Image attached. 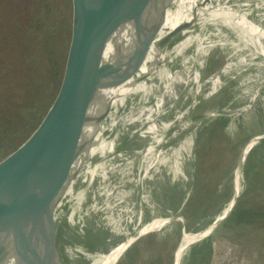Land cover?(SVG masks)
Masks as SVG:
<instances>
[{"label": "rangeland", "instance_id": "obj_1", "mask_svg": "<svg viewBox=\"0 0 264 264\" xmlns=\"http://www.w3.org/2000/svg\"><path fill=\"white\" fill-rule=\"evenodd\" d=\"M220 2V15L212 23L198 56L166 104L161 121L141 157L132 166L110 219L104 225L103 251L109 250L155 218L181 214L179 210L187 199L188 204L220 199L215 208L199 216L198 222L201 223L192 222V227L196 228L194 230L202 229L209 223L202 228L197 227L217 216L233 192L232 172L239 150L236 154L234 152L242 138L239 129H234L230 134L234 142L232 150H227L228 146L212 158L204 151H199L195 143V125L188 118V112L201 98L214 93L231 78H241L238 83L241 85L240 92L237 94L241 96V101L248 91L251 92V101L258 97L260 101L263 100L259 89L264 83V0ZM40 3L41 0H0V158L20 140L45 110L59 78L68 40L70 0H46L50 6L48 14L54 30L53 38L50 37L51 50L56 59L62 56L52 87L49 85V61L44 56H38L37 41L33 47L35 58L28 61L36 75L32 72L29 74L21 58L22 48H27L33 42L29 17L38 12ZM249 67H253L254 71L245 73ZM14 68L18 71L8 75ZM6 103L12 104V110ZM239 103L237 99H223L218 105L223 107L221 110L224 112H245L246 105ZM5 113L11 116L13 124L2 123L1 118ZM261 124H264V116L257 127ZM13 138L15 140L12 141ZM256 149L252 154L253 159L258 157L260 160L249 181L244 173V186L239 195L241 206L234 212L249 205L264 203V155L261 154L264 144L249 153ZM215 173L219 174L218 178L214 177ZM227 190H230L228 197L224 193ZM171 221L181 223L177 217L168 223ZM222 226L220 234L208 235L188 246L180 264H188L190 249L206 240L211 243L212 251L211 254L203 255L204 259L208 257L209 260L207 263L204 261V264H264L263 227L236 225L232 217ZM143 235L135 240L141 238L137 241L140 262L146 261L151 253L150 241ZM161 239L162 236L155 240L159 245L157 250L166 255L169 253L168 264H171L180 233H177L175 240L164 242ZM202 250L207 251V247ZM121 256L114 264L118 263Z\"/></svg>", "mask_w": 264, "mask_h": 264}, {"label": "water", "instance_id": "obj_2", "mask_svg": "<svg viewBox=\"0 0 264 264\" xmlns=\"http://www.w3.org/2000/svg\"><path fill=\"white\" fill-rule=\"evenodd\" d=\"M138 1L70 0L68 40L53 94L29 130L0 158V260L12 252L26 236L47 229L70 214L90 194L102 171L112 160L116 140L120 136L118 120L124 107L113 114L109 113L112 96L114 93L119 96L120 83L114 76L109 88H102L103 70L123 22L129 18L141 19L143 11L136 10ZM221 5L220 0H217L213 13L206 16L193 33L178 62L174 77L168 82L166 94L158 109L159 116L198 56L209 28L220 15ZM158 9L152 14H156ZM100 121L107 123V132L104 138L102 134L101 143L89 163L65 179L51 193L60 182L86 128L90 125L96 128L97 133L101 132ZM262 143L264 139L255 147ZM131 170L132 167L124 168L120 183L105 199L101 212L94 220L86 238V242L91 237L95 238V246L90 247L91 251H98L102 245L104 225L110 219ZM220 213L204 228L218 220ZM174 217H179L181 230L185 232L183 215L171 214L164 218L169 221ZM153 230L139 233L137 238ZM65 254L70 256L71 253L66 250ZM91 260V255H88L85 259L70 260L69 264H88ZM56 262L57 259L50 264Z\"/></svg>", "mask_w": 264, "mask_h": 264}, {"label": "bare ground", "instance_id": "obj_3", "mask_svg": "<svg viewBox=\"0 0 264 264\" xmlns=\"http://www.w3.org/2000/svg\"><path fill=\"white\" fill-rule=\"evenodd\" d=\"M216 6L217 0L138 1L136 10L143 11L141 19L129 18L123 22L103 70L102 88H109L114 76L120 83L119 96L115 93L112 96L109 113L113 114L124 107L118 120L120 136L116 140L112 160L80 205L51 227L26 236L12 252L0 260V264H50L55 259L56 264H69L70 260L85 259L88 255L92 258L88 264H114L139 233L158 229L171 220L155 218L137 230V234L132 233L107 251L102 250V245L98 251L90 250V247L95 246L94 237L86 242L105 199L120 183L122 171L125 167L134 166L161 121L158 109L166 94L168 82L174 77L178 62L193 33L202 20L213 13ZM157 8V13L153 15ZM220 8L221 11L222 5ZM99 125L101 132L98 133L93 126L86 128L60 182L51 193L65 179L89 163L101 143L102 134L104 138L107 132L106 122L100 121ZM262 139L264 130L249 139L246 147L237 155L233 169V193L218 220L196 233L181 230L171 264H180L182 254L190 243L208 235L220 234L223 226L218 227L219 229L217 226L226 222L232 211L239 209L246 155ZM216 228L218 230L214 231ZM66 250L70 251V256L64 255Z\"/></svg>", "mask_w": 264, "mask_h": 264}, {"label": "trees", "instance_id": "obj_4", "mask_svg": "<svg viewBox=\"0 0 264 264\" xmlns=\"http://www.w3.org/2000/svg\"><path fill=\"white\" fill-rule=\"evenodd\" d=\"M38 8V12L35 13L32 17H29L31 26L30 33L33 38V42L29 46L27 45V48H22L21 58L26 64L29 74H31L32 72L34 75H36L34 67H31L28 61H30L31 58H35L33 55V47L35 42L37 41L36 46L39 49L38 56H44L47 58V61H49V85L50 87H52L62 56L61 58L59 57L58 59H56V56L53 55V51L51 50L52 46H50V37L53 38L54 30L53 22L51 21V17L48 14V12L50 11L49 3H46V0H41ZM17 71V68H14L13 71H9V73L7 74L11 75L16 73ZM252 71H254L253 67H249L244 72L248 73ZM240 79L241 78L238 77L231 78L228 81H225L214 93L201 98L188 112V118L195 125V143L198 145L199 151H204L212 158L218 156V154L221 153L220 151H225L228 146L230 147H228L227 150H232L234 142H232L230 134L234 131V129H239V134H241L242 137L237 148H235L234 154H236L238 150L240 151V149L252 136L264 130V124H261L259 127H257L264 116V83L259 89V95H261L263 98L262 101L259 100V97L258 99L251 101V92L249 91V93H245L244 100L241 101V96L237 95L238 92H240L241 85H238ZM223 99L240 100L239 104L246 105L245 112L232 114L222 111L221 108L223 107L218 105V103ZM6 104L9 106V109H11L12 104ZM9 109H7V111ZM1 121L2 123H4V125L8 123H14V121L11 119V116H8V113H5L2 116ZM13 140H15V138H13L12 141ZM257 150L258 149L253 150L252 152L247 154L244 173L245 178L248 181L254 168L257 166L260 160V158L258 159V157L257 159H253L254 157L252 156V154ZM261 154L264 155V151ZM218 176L219 174L215 173L214 177L218 178ZM224 193L225 196L228 197L230 190H227ZM187 200L183 203L182 208L179 210L180 213L184 216V228L186 231L196 229L193 228L194 226L192 227V222H195V224L201 223L198 222L199 216L205 215L208 212V209L215 208L216 202L220 201V199L216 198L210 201L203 200L195 204H188ZM189 200H191V198ZM214 218H216V215L206 221L204 225H201L197 228H202V226L204 227L206 224L212 222ZM232 219L236 225H252L264 228V203L244 207L234 212L232 215ZM181 229V223L179 224L177 221H171L158 230L145 233L143 237L145 236L146 240L150 241L151 253L149 255V258L144 262H140L139 249L137 245V241H139L141 239L140 238L125 250L121 258L117 261L118 263L116 264H168L170 260L169 253L166 255V253L157 250V246L159 245L155 240L160 239L161 236V240H164V242H168L172 239L175 240L177 233H180ZM195 245L190 249V253L188 254V264H204V261H206L207 263L209 261L208 257L207 259H204L203 255L206 253L211 254V243H209V240H206L200 243L198 247H195ZM203 247H207V251L202 250Z\"/></svg>", "mask_w": 264, "mask_h": 264}]
</instances>
